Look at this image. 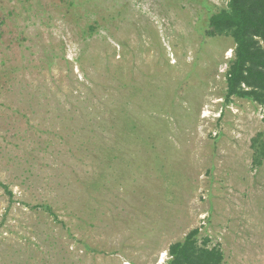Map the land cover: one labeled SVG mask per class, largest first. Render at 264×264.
I'll use <instances>...</instances> for the list:
<instances>
[{"label":"rangeland","instance_id":"374dc122","mask_svg":"<svg viewBox=\"0 0 264 264\" xmlns=\"http://www.w3.org/2000/svg\"><path fill=\"white\" fill-rule=\"evenodd\" d=\"M227 3L0 0V264H165L193 229L264 264L262 107L206 34Z\"/></svg>","mask_w":264,"mask_h":264},{"label":"trees","instance_id":"16d2710c","mask_svg":"<svg viewBox=\"0 0 264 264\" xmlns=\"http://www.w3.org/2000/svg\"><path fill=\"white\" fill-rule=\"evenodd\" d=\"M206 34L230 37L235 44L226 73V101L238 97L258 104L264 121V0H228L225 8L210 17ZM18 94L27 97L23 92ZM0 186L13 196L5 184L0 182ZM47 210L53 214L52 208ZM168 256L165 264H222L225 258L220 246L200 238L198 229L171 244Z\"/></svg>","mask_w":264,"mask_h":264},{"label":"bare ground","instance_id":"6f19581e","mask_svg":"<svg viewBox=\"0 0 264 264\" xmlns=\"http://www.w3.org/2000/svg\"><path fill=\"white\" fill-rule=\"evenodd\" d=\"M166 255V254H165Z\"/></svg>","mask_w":264,"mask_h":264}]
</instances>
